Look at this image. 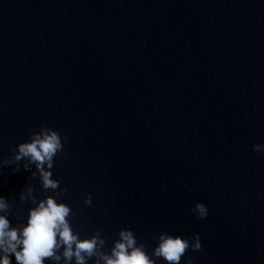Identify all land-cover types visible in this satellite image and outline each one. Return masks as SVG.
<instances>
[{
    "label": "water",
    "instance_id": "water-1",
    "mask_svg": "<svg viewBox=\"0 0 264 264\" xmlns=\"http://www.w3.org/2000/svg\"><path fill=\"white\" fill-rule=\"evenodd\" d=\"M42 129L55 190L11 163ZM0 196L17 228L65 203L104 253L127 228L150 256L199 234L180 264H264V0H0Z\"/></svg>",
    "mask_w": 264,
    "mask_h": 264
},
{
    "label": "clouds",
    "instance_id": "clouds-1",
    "mask_svg": "<svg viewBox=\"0 0 264 264\" xmlns=\"http://www.w3.org/2000/svg\"><path fill=\"white\" fill-rule=\"evenodd\" d=\"M62 149L60 134L42 129L39 134L33 135L30 142L17 145L11 160V163L17 164L13 172L19 171L17 162L27 158L28 164H35L39 171L43 188L55 190L59 183L52 179V173L46 169L53 167L54 157ZM253 150L259 151L260 145H254ZM28 164L23 166L25 171ZM25 198L21 194L20 199ZM84 203L91 205L90 194L85 197ZM9 208L8 200L0 196V264H11V257L15 258L16 264H45L46 260L52 264L61 261L62 264H88L89 260H93L94 264H156L157 259L167 264H180L187 249L195 251L201 248L199 234H193L190 242L179 235L162 232L157 236L150 256L145 246L138 243L133 231L124 228L119 231V238L113 242L110 252L104 253L101 249L105 241L99 233L81 239L68 219L70 207L52 196L29 209L26 222L19 228L10 224ZM194 211L201 219L208 215L203 203L198 202ZM184 264H192L191 258H185Z\"/></svg>",
    "mask_w": 264,
    "mask_h": 264
}]
</instances>
